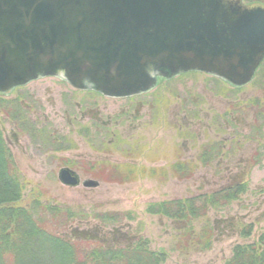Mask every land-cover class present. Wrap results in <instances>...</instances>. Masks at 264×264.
<instances>
[{"label": "rangeland", "instance_id": "obj_1", "mask_svg": "<svg viewBox=\"0 0 264 264\" xmlns=\"http://www.w3.org/2000/svg\"><path fill=\"white\" fill-rule=\"evenodd\" d=\"M0 98L10 106L11 114L0 116L24 186L22 203L34 194L63 211L68 219H60L59 232H98L108 243L117 236L140 238L164 253L161 264H224L235 245L256 242L264 232V61L241 88L192 71L148 92L114 98L47 76ZM178 160L195 164L190 177L171 169ZM123 163L134 164L135 173L123 169L118 177L106 169ZM63 168L74 172L76 185L60 180ZM242 171L244 190L194 220L197 231L213 228L208 249H178V223L146 211L151 202L226 186ZM242 224H252L250 234L243 235Z\"/></svg>", "mask_w": 264, "mask_h": 264}, {"label": "water", "instance_id": "obj_2", "mask_svg": "<svg viewBox=\"0 0 264 264\" xmlns=\"http://www.w3.org/2000/svg\"><path fill=\"white\" fill-rule=\"evenodd\" d=\"M264 60V4L0 0V92L47 76L122 98L201 71L240 87ZM60 180L76 185L69 168Z\"/></svg>", "mask_w": 264, "mask_h": 264}, {"label": "trees", "instance_id": "obj_3", "mask_svg": "<svg viewBox=\"0 0 264 264\" xmlns=\"http://www.w3.org/2000/svg\"><path fill=\"white\" fill-rule=\"evenodd\" d=\"M169 79L160 78L158 85ZM0 113L11 114L9 103L1 98ZM206 151L208 149H204ZM203 155L202 160L205 158ZM103 160L99 163L105 170L107 159ZM106 169L112 171L110 175L118 177L123 169L128 174L131 169L134 173L136 171L134 164L129 163L113 164ZM171 169L175 173L178 171L180 178H188L195 164L178 160ZM241 173L237 174V180L226 186L186 198L151 202L146 211L162 213L178 223V249H208L213 228L205 224L197 231L194 220L205 218L210 207L225 206L233 201L247 183L245 172ZM112 180L122 182L128 178L112 177ZM20 182L21 175L3 137L0 116V264H161L165 259L164 253L150 250L147 241L140 238L127 241L117 236L112 243H108L98 232L76 229L68 234L59 232L63 222L60 219H68L66 214L45 205L39 195L34 197L32 194L29 203H22L24 186ZM242 226L243 235L251 233L252 224ZM224 264H264V232L256 242L235 245L232 256Z\"/></svg>", "mask_w": 264, "mask_h": 264}]
</instances>
